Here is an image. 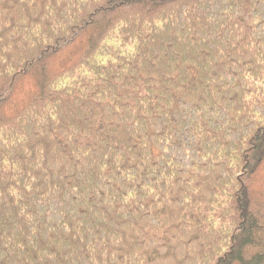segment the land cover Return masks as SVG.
<instances>
[{
    "label": "trees",
    "instance_id": "obj_1",
    "mask_svg": "<svg viewBox=\"0 0 264 264\" xmlns=\"http://www.w3.org/2000/svg\"><path fill=\"white\" fill-rule=\"evenodd\" d=\"M0 264H264V0H0Z\"/></svg>",
    "mask_w": 264,
    "mask_h": 264
}]
</instances>
